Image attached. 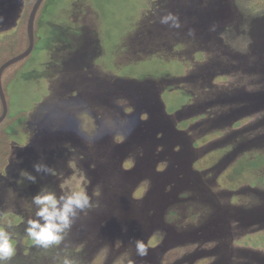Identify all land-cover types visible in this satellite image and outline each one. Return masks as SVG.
<instances>
[{"label": "rangeland", "instance_id": "1", "mask_svg": "<svg viewBox=\"0 0 264 264\" xmlns=\"http://www.w3.org/2000/svg\"><path fill=\"white\" fill-rule=\"evenodd\" d=\"M24 9L0 0V38ZM169 14L179 27L162 22ZM17 65L8 112L26 115L10 127L0 172L7 264H264L257 220L240 235L232 222L229 238L192 234L212 203L235 220L228 186L252 178L264 189V0H43L34 48ZM37 162L54 174L35 173ZM41 188H82L94 205L49 248L26 233ZM242 195L245 214L264 210V193Z\"/></svg>", "mask_w": 264, "mask_h": 264}, {"label": "clouds", "instance_id": "2", "mask_svg": "<svg viewBox=\"0 0 264 264\" xmlns=\"http://www.w3.org/2000/svg\"><path fill=\"white\" fill-rule=\"evenodd\" d=\"M173 21L174 26L179 27L177 18L169 14L162 18L163 23ZM35 173L54 174L46 163L37 162L33 165ZM21 175L32 183H36V175L22 171ZM32 204L35 205V218L27 220L26 233L36 246L49 248L59 245L65 238V234L71 229L79 213L94 205L90 195L84 189L72 191L68 194L57 195L55 191L41 188L32 197ZM11 223H9V227ZM138 255L147 254V246L143 240H136ZM15 253L14 242L11 233L0 227V264H7ZM63 264H72V261L65 259ZM128 264H134L132 260Z\"/></svg>", "mask_w": 264, "mask_h": 264}, {"label": "flooded vegetation", "instance_id": "3", "mask_svg": "<svg viewBox=\"0 0 264 264\" xmlns=\"http://www.w3.org/2000/svg\"><path fill=\"white\" fill-rule=\"evenodd\" d=\"M227 163H224V170H226L228 165H231V163L230 164H227ZM240 165H242L241 162L238 163V166H240ZM263 180H264V178H263ZM179 182L180 181L177 180L176 187L178 186ZM244 182H245V185H243L240 181L236 184H232V185L228 186V189H226L227 191L232 192L231 198L229 199V205L230 206H228L229 208L227 209V213L230 214V217L231 216L236 217L235 220L231 221L230 218H227L224 216H222V217L218 216L214 212V210H215L214 204L212 203V204H210V206L208 207V211L206 212V213H208L207 219L204 218L200 224L195 226V229L192 232L194 237L195 236H204V238L213 241L217 237H219L220 235L223 236V234H226L225 237L228 235L230 236L231 232L233 231V229H231V223L232 222L235 223L233 226L235 228V231H233V233H236L239 235L241 234L240 227H242L247 222H252V220L253 221L257 220V224L260 226L259 228L261 229V226L264 225V210H260V212H258V213L256 211H252V212H254V214L252 216H248L247 214H245L248 211V210H246L248 203H242L241 198L243 199L242 191L243 192H256V193L261 192V193H264V189H261L258 187V186H261V183L263 181H261L259 179H252V178H249L248 180H246L244 178ZM181 183H182V181H181ZM183 185L185 187L184 183H183ZM240 186H243V187L239 188ZM229 187H231V188H229ZM200 194L202 195V194H204V192H200ZM196 210H198V209H193L194 212H192V215H193V217L191 218L192 220L196 219V217L198 215V212H196ZM199 212H201V211L199 210ZM239 213H241V214H239ZM237 214H239V215L237 216ZM246 235H248V234H246ZM175 236L177 237L176 233H175ZM229 236H228V238H229ZM183 238L184 237H180L179 239H183ZM241 238H243V237H241ZM235 242L237 245L236 246L237 251L240 250V251H244L246 253H251L253 258L255 257V259L258 260L256 258V256L254 255L255 254V250H254L255 247L254 246L248 245V244L245 245L243 242L241 243V241H240V243H238V240H236ZM240 244H242V245H240Z\"/></svg>", "mask_w": 264, "mask_h": 264}, {"label": "trees", "instance_id": "4", "mask_svg": "<svg viewBox=\"0 0 264 264\" xmlns=\"http://www.w3.org/2000/svg\"><path fill=\"white\" fill-rule=\"evenodd\" d=\"M34 2L35 0H24L25 9L18 27L12 33L6 34L2 38H0V66L8 59L12 58L15 55H18L27 48L28 36H27L26 24H27V18L29 12ZM34 44H35V21H34ZM18 62H15L9 65L7 68H5L1 75V83L5 93L7 107L9 105H8L7 94L5 91V86L14 77L16 71L18 70V65H17ZM1 113H2V103L0 101V115ZM25 115L26 112L21 111L18 115L9 116V112L7 111L5 118L0 122V172L8 165V159L12 154V145H11L12 134L10 133L11 132L10 127L13 125L16 119L20 117L23 118ZM4 222L10 223V218L6 217L4 219Z\"/></svg>", "mask_w": 264, "mask_h": 264}, {"label": "water", "instance_id": "5", "mask_svg": "<svg viewBox=\"0 0 264 264\" xmlns=\"http://www.w3.org/2000/svg\"><path fill=\"white\" fill-rule=\"evenodd\" d=\"M43 0H35L28 18H27V24H26V30H27V36H28V46L27 48L19 53L18 55L13 56L12 58L8 59L7 61H5L1 66H0V101L2 103V113L0 115V122L5 118L7 111H8V107H7V102H6V98H5V93L2 87V83H1V75L4 71L5 68H7L9 65L18 62L20 60H22L23 58L27 57L31 51L34 48V21H35V17H36V13L41 5Z\"/></svg>", "mask_w": 264, "mask_h": 264}]
</instances>
